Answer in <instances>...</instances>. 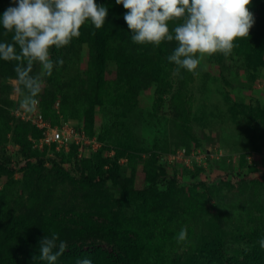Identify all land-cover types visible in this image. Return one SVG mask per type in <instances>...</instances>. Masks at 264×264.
Instances as JSON below:
<instances>
[{
    "label": "rangeland",
    "instance_id": "1",
    "mask_svg": "<svg viewBox=\"0 0 264 264\" xmlns=\"http://www.w3.org/2000/svg\"><path fill=\"white\" fill-rule=\"evenodd\" d=\"M107 1L121 11L115 0H95L103 6ZM0 5L2 15L11 0ZM248 9L253 17L248 37L257 45L264 38V0H251ZM3 33L0 27V42H10L11 34ZM73 41L51 50L52 59L63 64L43 78L37 106L51 125L79 126L91 138L93 146L77 147L76 156L67 157L75 145L67 151L40 148L41 134L15 120V62L0 60V162L14 168L25 152L60 153L65 169L53 170L48 161L40 170L0 169V240L13 228L36 231L53 222L52 231L67 244L58 260L67 264H76L83 254L92 264H264L258 243L264 238V181L255 180L264 174V130L252 118L255 109L264 110V55L255 66L253 51L250 58L214 54L202 61L197 76L185 70L177 76L166 61L162 71L168 86H163L156 55L145 65L137 52L121 68L112 57L101 69L99 46L88 37ZM123 52L118 59L128 57ZM39 71L34 66L33 74ZM57 89L52 104L41 97ZM86 124L91 125L87 131ZM102 149L104 156L118 159L133 193L125 195L110 181L91 185L69 172L75 160ZM244 159L256 171L248 172ZM95 169L90 164L84 173L98 175ZM161 172L166 179L157 185L158 196L145 187L148 176ZM168 179L176 183L171 197H163ZM158 197L163 200L156 202ZM138 213H148L142 225ZM109 225L118 227L117 234L95 233ZM182 227L187 239L178 241ZM39 240L29 254L11 240L0 250V262L13 256L33 261Z\"/></svg>",
    "mask_w": 264,
    "mask_h": 264
},
{
    "label": "clouds",
    "instance_id": "2",
    "mask_svg": "<svg viewBox=\"0 0 264 264\" xmlns=\"http://www.w3.org/2000/svg\"><path fill=\"white\" fill-rule=\"evenodd\" d=\"M125 9L123 16L131 41L137 45L159 47L161 42H175L166 57L179 76L181 70L199 75L202 61L214 54L231 56L240 38L248 37L253 17L248 6L251 0H115ZM0 15L4 36L11 41L0 42V60L15 62V94L19 108L34 112L44 77H50L63 60L52 59V49L69 46L79 38L87 23L99 30L108 15L107 7L95 0H11ZM40 71L33 74L34 66ZM178 241L187 239L182 227ZM264 249V238L258 241ZM67 244L51 231L39 240L40 261L57 264ZM37 257H33L35 261ZM76 264H92L84 258Z\"/></svg>",
    "mask_w": 264,
    "mask_h": 264
},
{
    "label": "trees",
    "instance_id": "3",
    "mask_svg": "<svg viewBox=\"0 0 264 264\" xmlns=\"http://www.w3.org/2000/svg\"><path fill=\"white\" fill-rule=\"evenodd\" d=\"M104 6L107 7L108 9L106 23L99 30L95 29L94 26L92 28L82 27L80 37L74 38L73 40L78 41L79 39H82L83 37H88L89 41H92L99 46V50L97 51L99 55L97 63L98 65L100 64L101 69L104 68L106 61L108 59H112V57H116L115 59L116 68H121L124 64L126 66L130 65L132 63L131 59L134 58L135 55H137L139 52H141V54L139 55L141 56V61L145 63V65L152 63L154 60L153 57L156 55V66H158L159 68L158 78L163 83V86H168V83H167L168 80L165 79L167 77V74H165V72L162 71V63L167 61L166 57L170 55L173 49L175 48L176 46L175 42L174 41L170 43L161 42V45L158 48L153 47L151 45L142 46V45L134 44L131 41L132 33L129 32L127 25L123 19V16L125 13V9L123 8V6L121 5V11H119L117 8L112 9L111 4H109L108 1L104 3ZM0 8H1V5H0ZM253 10H256V7ZM0 15H1V12H0ZM109 26H114V30H111ZM123 48H127V49L124 51ZM249 51L250 52L253 51L254 54H257L256 58L252 56L254 58L252 62H253V65L258 66L260 63L258 61L259 58L257 57L259 56L260 58H262L264 55V38L261 39V42L257 45H255L249 37L240 38L238 40V47L234 49L233 54L231 56H236L240 58L245 56L244 58H250V56L248 57ZM118 52H123L122 55L124 53H128V57L124 56L125 59L124 58L118 59L117 57H120L121 55V54H118ZM57 92L59 93L60 89H57L54 91H47L46 96H41V97H43L44 101L48 99V102L52 104L53 101L56 100V96L58 94ZM62 102L65 103V98H63ZM39 111H40V107H39ZM40 113L43 116H45L41 111ZM64 116L62 119L63 121H65ZM252 118L253 120H257L262 123L263 126L261 127V129L263 131L264 130V110L255 109V112L253 113ZM15 120L19 122L21 125H25L31 128L32 130L37 132L38 135L41 134L40 131H38L36 128L31 126L29 123H25L17 118ZM249 120H252V119H249ZM90 126H91L90 124H86V127H84V129L87 131V129ZM76 129L79 131H83V128L79 126H77ZM70 148H71V152L67 154V157L70 154L76 156L77 147H70ZM102 151L103 149L94 153L93 157H90L89 159H86V160L82 159V161H78V159L75 160L72 164L73 169L69 170V172L70 173L75 172L79 174L81 181L87 182L91 185L97 182L105 183V182L110 181L113 185L118 186L121 189V191L125 193V195H128L129 193L130 194L133 193L134 192L133 189L131 187H128L127 181L119 173L120 166L117 163L118 159L116 157L109 158L107 156H104ZM33 158L37 159L36 164L31 161ZM45 161H48L51 163L53 170H56L60 173H63L65 171V169L62 167L64 161L60 153L54 156L44 157L43 155L41 156L32 155L30 152H25L24 159H22L20 162H17L15 164V167L22 168L24 166L25 168H32V169L40 170L41 168H43L42 166L44 165ZM68 161L70 162V159H67V162ZM90 164L96 165L95 170L99 171L98 175H96L95 173H92L91 171H89L88 173H84V172H87L86 170L88 169V165ZM243 164H244V167L247 168L248 172L256 171L255 164L250 166L247 164V161L245 159H244ZM15 167L11 168L0 162V169L3 168L5 170L12 172L13 170H15ZM36 172L39 173V171H36ZM95 176H97V178H95ZM147 178H149L147 181L148 183L146 181L145 182L148 184V187L146 184L145 189L146 188L150 189L153 193L157 194L156 192L157 185L158 183H161V181L166 179V175L164 172L163 173L161 172V174L152 176V178L149 176ZM255 180L259 182L264 181V174H262L261 176H258L257 179ZM175 183H176L175 179H168V181H166V190L161 195L163 196L169 193L168 195L170 196L171 191L173 190V185ZM201 185H203V183ZM159 200H163V199L158 197L156 202H158ZM137 216L139 218V224L142 225L143 223H145L144 221H146L144 219L148 218V213H144L143 216H141L140 213H138ZM55 225L56 224L53 222L47 225L40 224V228L42 230L37 229L36 231H34L30 229L27 232L19 228H13L11 232H8V234H6L7 237L3 241L0 240V250L5 248L6 246H9V244L11 243V240L14 239L15 240L14 242L17 243L18 250L19 251L26 250L27 253L29 254L28 249L29 248L33 249L32 246L35 243V241L43 238L44 235L46 236L50 235V232L52 231V227H54ZM117 231H119V229L116 225H109V226L97 229L95 233H97L100 236H103V235L110 236V234H113V233L117 234ZM84 258H87L85 254H83L82 258L80 259H84ZM31 263L46 264V262L40 261L38 257L35 261L34 260L33 261H30V260L22 261L13 256V258L8 257L7 260L4 262V264H31ZM0 264H3V262H0ZM57 264H67V263H66V260L59 259L57 261Z\"/></svg>",
    "mask_w": 264,
    "mask_h": 264
},
{
    "label": "built area",
    "instance_id": "4",
    "mask_svg": "<svg viewBox=\"0 0 264 264\" xmlns=\"http://www.w3.org/2000/svg\"><path fill=\"white\" fill-rule=\"evenodd\" d=\"M13 116L25 123H29L31 126L41 132V138L39 139L41 146H54L55 150H68L71 145H75L78 149L82 145L93 146L88 136L83 131L77 130L69 123H63L62 125L53 126L44 118L39 112L38 106L34 112L26 113L19 107L13 113Z\"/></svg>",
    "mask_w": 264,
    "mask_h": 264
}]
</instances>
